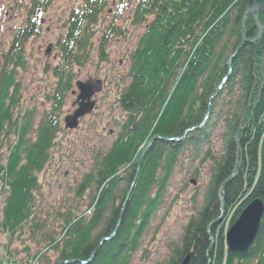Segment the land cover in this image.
Wrapping results in <instances>:
<instances>
[{"label":"trees","instance_id":"1","mask_svg":"<svg viewBox=\"0 0 264 264\" xmlns=\"http://www.w3.org/2000/svg\"><path fill=\"white\" fill-rule=\"evenodd\" d=\"M31 2L28 19L51 4V0ZM249 2L139 0L131 23L133 26L145 24L146 31L129 56V84L118 100L126 114L125 124L109 153L96 158L95 172L84 176L75 191L76 197L81 199L91 188L95 189V196L87 207L92 208L91 215L78 219L74 213L60 215L64 224L60 238L46 236L44 242L48 246L37 257H44L49 250L57 254L54 264L60 261L79 264L87 261L99 242L116 230L113 239L102 243L89 264H128L149 218L157 210L158 196L179 154L183 156L187 151L197 157L204 143L210 140L207 130H212L218 121L221 93L212 100L211 97L229 71L228 60L240 43L243 11ZM108 7V0H84L68 19L71 23L66 37L59 44L61 64L53 69L54 77L59 80L57 93H54L55 111L61 108L70 84L67 75H72V68H81L90 61L93 37ZM258 21L264 23L263 14L258 15ZM245 26V38L254 39L256 31L251 18L246 20ZM34 27L16 33L2 56L0 71V183L6 193L0 230L9 236L20 232L31 221V193L37 186V174L48 162L60 131L58 114L46 113L44 122L34 131L35 137L30 139L31 117L18 110L20 84L16 74L24 67V44L35 33ZM114 33L111 27L104 31L97 47L99 63L104 61L106 45ZM253 51L254 44H244L231 63L232 74L239 76L240 83L236 98L225 113L227 119L221 135L224 151L217 160L210 154L211 148L206 151L201 164L213 161L214 166L205 202L202 210L185 226L181 245L173 248V256L167 264H181L188 255V264H264V215L259 233L245 255L226 250L222 227L214 223L221 210L219 198L225 210L237 207L230 224L250 201L258 199L264 205V64L263 77L250 97L260 59L264 58V34L261 53L253 54ZM70 67L71 73L64 74ZM63 78L68 85L62 84ZM230 84L231 80L224 89L229 93ZM249 98L253 109L247 111L243 131L238 133V152L235 134ZM209 104L210 115L203 129L188 133L181 144L158 139L151 143L126 202L136 175L139 147L154 138L181 137L186 130L200 125ZM125 202L123 216L115 228ZM30 229L43 232L35 222ZM216 229L217 243L211 247L210 239L214 238Z\"/></svg>","mask_w":264,"mask_h":264},{"label":"rangeland","instance_id":"2","mask_svg":"<svg viewBox=\"0 0 264 264\" xmlns=\"http://www.w3.org/2000/svg\"><path fill=\"white\" fill-rule=\"evenodd\" d=\"M115 2L96 28L90 61L81 68H72V75H67L70 77L67 81V83L71 82L70 86L65 78L61 80L62 84L68 85V88L58 111H55L57 107L54 93H57L59 80L54 77L53 69L61 64L59 44L66 37L71 14L80 9L84 0H51L50 6L46 7L45 11L42 9L43 12L37 17V34L29 38L24 45V67L17 70L16 80L20 84L18 110L25 111L31 117V131L28 138L35 137L34 131L40 122H44L46 113L50 112L58 114L60 131L56 135L48 162L37 174V186L31 193L33 205L30 223L24 225L14 236L2 234L0 230V264H54L57 258L56 252L48 250L44 257H37L48 246L44 242L45 237L60 238L64 224L59 216L74 213L76 219L84 218L88 211L87 207L95 196L94 188H91L81 199L76 197L75 191L84 176L95 172L96 158L109 153L122 131L126 114L122 112L118 100L129 84L127 78L130 68L129 56L146 31L145 24L133 26L131 23V10L138 0H125L121 8L116 7L119 0ZM30 5L29 0H0V71L3 67L2 56L7 52L14 32L27 26L26 8L31 7ZM259 14L262 13L258 12L257 19ZM109 27L114 28L115 33L106 45L104 61L99 63L97 47L104 37V31ZM48 48L49 53L46 52ZM256 51H253L254 54ZM69 69L64 74L71 73V67ZM225 78L227 81L225 83L220 81L216 87L218 93H221L219 96L221 113L212 130H207L210 136L209 142L204 143L199 156L194 157L193 153L185 151L179 162L172 167L165 187L158 196L157 210L149 218L128 264H167L173 256V248L180 247L184 228L190 218L195 217L202 210L214 164L205 161V164L200 165L199 162L210 148V154L212 153L215 159L223 154L221 135L224 120L227 119L225 113L231 108L230 105L236 98L240 83L239 76L235 77L231 70ZM230 80L232 89L229 93L224 89ZM78 82L93 87L94 94L90 101L95 107L90 114L77 120L75 129H69L65 127V119L70 117L81 103L78 100ZM149 144L150 142L139 147L140 158L146 154ZM136 173L138 175L137 170ZM158 176H161V171ZM136 179L137 176L134 177L129 188L126 201ZM154 192L155 186L152 194ZM5 196V190L0 183V220ZM219 199L223 208L219 210L220 220L217 223L222 227V243L225 245L223 237L230 227L237 207L225 210L223 200ZM209 206L206 204L207 208ZM124 209L125 204L122 206L115 228L119 226ZM89 217L90 215L86 216ZM32 222L38 223L43 228V232L30 229ZM115 233L116 230L99 242L95 249L96 254L102 243L111 241ZM217 234L218 229L213 233L214 238L210 237L211 246H216ZM94 256L91 254L87 261L78 263L89 264ZM60 262L73 264V261Z\"/></svg>","mask_w":264,"mask_h":264},{"label":"water","instance_id":"3","mask_svg":"<svg viewBox=\"0 0 264 264\" xmlns=\"http://www.w3.org/2000/svg\"><path fill=\"white\" fill-rule=\"evenodd\" d=\"M264 13V0H250L249 6L244 9L243 18H242V35L241 40L238 46L236 47L233 55L229 58L228 66H230L232 60L237 56L241 47L246 43L255 44L254 47L258 52H261V39L264 34V25L261 26L258 23L256 14ZM247 17L252 18L254 21V29L256 30V38L255 39H246L245 38V20ZM47 53H49V49H47ZM263 56L260 60V71L258 75L255 77V81H258L263 77ZM77 87L79 90L78 100L81 102L79 104V108L67 119H65V127L69 129H75L77 127V120L86 114H89L94 106V103L90 101L91 97L94 94L93 87L89 86V84L77 83ZM262 86H260V89ZM245 114V112H244ZM243 114V116H244ZM243 116L240 119V124L243 121ZM241 127L239 126L237 129V133L240 131ZM162 141H170L168 139L162 138ZM237 147V136H235ZM153 142V141H152ZM239 150V148H238ZM141 157L138 162L137 172L139 170V166L142 161ZM137 174V173H136ZM137 176V175H136ZM135 176V178H136ZM233 175L231 176V179ZM264 214V205L260 200H252L239 214L238 218L231 225L228 232L225 234L224 240L227 246V249L231 253L245 254L248 249L253 244L259 228L260 222ZM97 251V250H96ZM96 251L92 253V256L96 254ZM188 257L184 260L182 264H187ZM58 264H66L64 262H59Z\"/></svg>","mask_w":264,"mask_h":264},{"label":"bare ground","instance_id":"4","mask_svg":"<svg viewBox=\"0 0 264 264\" xmlns=\"http://www.w3.org/2000/svg\"><path fill=\"white\" fill-rule=\"evenodd\" d=\"M260 86H262V84H260ZM251 109V108H250ZM251 111H252V109H251Z\"/></svg>","mask_w":264,"mask_h":264}]
</instances>
